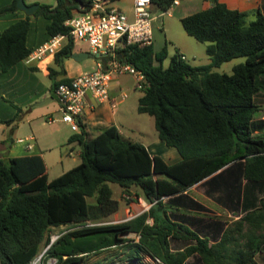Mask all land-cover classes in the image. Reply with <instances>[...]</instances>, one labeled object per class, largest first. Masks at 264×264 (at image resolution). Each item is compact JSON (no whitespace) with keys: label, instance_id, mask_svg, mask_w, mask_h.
I'll list each match as a JSON object with an SVG mask.
<instances>
[{"label":"trees","instance_id":"trees-1","mask_svg":"<svg viewBox=\"0 0 264 264\" xmlns=\"http://www.w3.org/2000/svg\"><path fill=\"white\" fill-rule=\"evenodd\" d=\"M171 1L151 0V6L165 10ZM213 1L180 17L187 33L206 41L207 63H189L176 50L163 65L165 45L154 50L152 43L133 42L118 48V56L145 76L137 110L153 116L158 137L174 145L181 159L165 162L116 125L91 136L82 117L69 137L80 144V161L59 175L48 179L39 154L0 158V264H31L42 245L47 246L42 261L54 258L55 264H75L113 247L132 261L148 254L164 264H258L254 256L264 251V117L254 115L256 95L264 92V14L258 11L249 20L247 11ZM84 3L39 2L32 14L2 29L1 69L30 52L26 33L33 16L47 18L48 36L67 32L65 20ZM15 9L12 0L0 6V14ZM73 48L69 37L55 51L57 68L48 66L52 79L63 72V60ZM241 55L245 60L233 65L231 73L212 69ZM68 79L62 76L52 85ZM200 180L216 201H234L244 211L212 242L177 219L187 217L169 210L170 204L205 209L185 192ZM110 182L127 193L135 188L153 202L133 217L108 222L119 206ZM63 223L69 226L51 240V227ZM131 231L136 238L123 235Z\"/></svg>","mask_w":264,"mask_h":264},{"label":"crops","instance_id":"crops-1","mask_svg":"<svg viewBox=\"0 0 264 264\" xmlns=\"http://www.w3.org/2000/svg\"><path fill=\"white\" fill-rule=\"evenodd\" d=\"M11 1L0 0V6L7 5ZM25 1L27 3L54 2V0ZM219 1L225 2L231 8L247 11L249 20L254 19L258 11L264 14V0ZM213 2V0H179L174 7L179 11L180 18L194 11L209 7ZM152 10L156 14L152 20L153 26L156 19L159 20L162 15L159 14V9L152 7ZM127 13L130 14V12ZM25 14L23 10L18 8L0 14V31L18 18L24 17ZM46 22L47 18L42 15L33 16L30 19V27L26 33V45L30 50L48 37ZM152 33L153 46L155 33L153 27ZM161 46L162 43L159 41L158 47L155 48L153 46V48L154 50H159L163 47ZM73 51L82 53L76 55V58L72 57V55L64 58L63 72L57 74L54 79L62 76L69 78L96 66L98 56L92 52L87 41L74 40ZM48 66L57 68L54 63V54H48L39 60H27L26 55L7 70H2L0 67V158L39 154L44 160L47 176L49 168L48 158L51 160L52 168L55 169L56 164L63 163L67 157H71V159L79 158L80 161V144L77 140L69 139L78 130H72L67 122L60 119L59 103L52 85L54 79L49 75ZM121 87L120 80L115 76L110 81L108 97L98 99L91 92L85 94V105L81 117L85 122L89 135L94 136L103 128L116 125L120 133L125 137L142 142L150 154H158L165 162L170 164L180 160L181 155L177 148L174 145L166 144L164 140L160 139L157 131L148 134L147 137H131L124 134L120 125L126 124L123 121L127 119V113H121L123 112V98L118 96L121 92H124ZM47 117H52L53 119L48 120ZM9 118L13 119L10 122L1 121V119ZM137 128L142 132L141 127ZM70 167H62L58 175ZM48 179L51 178L48 176ZM201 182L202 180L188 186L185 192L202 203L205 209L170 204L169 210L179 216L187 217L189 220H182L180 217L177 219L199 230L201 234L208 236L212 242L220 237L225 226L236 220L244 211L241 208L237 210L234 201L231 205H224L216 201L211 195L206 193ZM242 195L240 196V202L242 201ZM115 198L118 199L119 206L110 216L125 212L126 216L122 220L142 212L153 202L146 199L141 192H136L134 197L130 194V201L123 202L120 199L123 202V207L120 208V200L118 197ZM166 198V196L163 197V200ZM131 233L137 236L132 231L123 235L130 236ZM176 246L178 244L174 243L172 247ZM254 257L258 264H264V251L257 252ZM188 264L194 263L189 261Z\"/></svg>","mask_w":264,"mask_h":264},{"label":"built area","instance_id":"built-area-1","mask_svg":"<svg viewBox=\"0 0 264 264\" xmlns=\"http://www.w3.org/2000/svg\"><path fill=\"white\" fill-rule=\"evenodd\" d=\"M178 2L179 0H172L167 9L159 10V14L170 13L172 6ZM155 16L151 0H133L131 14L113 6L110 0H85L80 10H75L65 20V24L69 26L67 32L49 35L27 54V60H39L48 54H54L72 37L73 40L87 41L92 52L98 56L95 67L71 76L54 87L60 119L67 122L72 130L79 129L78 118L84 110L87 92H91L98 99L108 97L110 81L120 73H129L137 87L144 86L143 71L132 62L120 58L118 48L122 43H152V20ZM181 57L186 58L183 53ZM125 96L126 93L122 92L121 98ZM126 196L130 197V194ZM56 236L57 234L52 239Z\"/></svg>","mask_w":264,"mask_h":264},{"label":"rangeland","instance_id":"rangeland-1","mask_svg":"<svg viewBox=\"0 0 264 264\" xmlns=\"http://www.w3.org/2000/svg\"><path fill=\"white\" fill-rule=\"evenodd\" d=\"M110 3L113 6L120 7L126 12H130L131 14V6L132 0H110ZM175 5L171 8V13H164L162 17L153 23V28L155 29L154 33V43L153 46L156 48L159 45V41L162 43V46L166 45L167 55L163 59V65H167L170 59V56L176 51H180L185 54V60L189 63H207L210 61V57L205 51L206 41H200L196 39L193 35L187 33L180 21L179 11L175 9ZM81 40V39H79ZM161 46V47H162ZM160 47V48H161ZM245 60V56H235L229 60L223 61L219 65H215L212 67L213 70L219 72H227L231 73L233 65L236 63L242 62ZM117 78L120 80L122 85V89L126 93V96L123 98L122 106L123 109L122 114L127 113V119L123 121L126 124H121V130L125 135H129L131 137H147L148 134L152 132H156L154 127L153 118L147 112H139L137 110L138 96L140 94V88L136 86L135 80L129 73H120L117 75ZM122 92L119 97H121ZM256 102L259 105L258 110L255 112V117H264V92L262 94L256 95ZM141 127L142 132L139 131ZM264 137V132H260ZM58 150V149H57ZM68 160V161H66ZM63 161V163L56 164V169L52 168L51 160L48 158V176L50 178L58 175L59 171H61L62 167H70L79 161V158L71 159V157H67V159ZM112 187L113 196L118 197L124 201H130L131 198L127 197V192H123L121 187L114 182H110ZM136 193L135 188L130 190V193L133 197ZM90 200L92 198H89ZM120 200V208L123 207V202ZM140 207V205H138ZM126 213H118L115 216H108L106 221L114 222L124 219ZM69 224L63 223L60 225L52 226L49 231V236L52 239L53 236L58 234L60 231L67 228ZM130 236H135L134 233H131ZM47 246L42 245L40 253L32 260L31 264H53V258H48L47 261H42V254ZM164 264L160 260H156L148 254H144L140 260L132 261L128 259L119 248L113 247L105 249L99 253H95L91 255L88 259L80 261L75 264Z\"/></svg>","mask_w":264,"mask_h":264},{"label":"water","instance_id":"water-1","mask_svg":"<svg viewBox=\"0 0 264 264\" xmlns=\"http://www.w3.org/2000/svg\"><path fill=\"white\" fill-rule=\"evenodd\" d=\"M38 5V2L27 3L25 0H16V7L23 10L26 14H32ZM81 53L82 52L73 51L71 55L76 58V55H80Z\"/></svg>","mask_w":264,"mask_h":264}]
</instances>
